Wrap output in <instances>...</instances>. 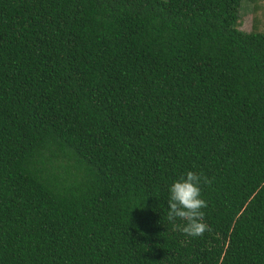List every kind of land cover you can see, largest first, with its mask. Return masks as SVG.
I'll use <instances>...</instances> for the list:
<instances>
[{"label":"trees","instance_id":"1","mask_svg":"<svg viewBox=\"0 0 264 264\" xmlns=\"http://www.w3.org/2000/svg\"><path fill=\"white\" fill-rule=\"evenodd\" d=\"M242 1L0 0V264H264ZM188 171L211 181L199 237L167 217Z\"/></svg>","mask_w":264,"mask_h":264},{"label":"clouds","instance_id":"2","mask_svg":"<svg viewBox=\"0 0 264 264\" xmlns=\"http://www.w3.org/2000/svg\"><path fill=\"white\" fill-rule=\"evenodd\" d=\"M202 183L211 181L203 174L188 171L185 176L175 180L169 189L167 217L169 222L177 219L184 221L181 231L191 237L202 236L209 231L205 222L203 209L207 208V201L202 198Z\"/></svg>","mask_w":264,"mask_h":264},{"label":"rangeland","instance_id":"3","mask_svg":"<svg viewBox=\"0 0 264 264\" xmlns=\"http://www.w3.org/2000/svg\"><path fill=\"white\" fill-rule=\"evenodd\" d=\"M239 30L243 32H251L254 27L264 33V0H256L251 4L242 1L239 8Z\"/></svg>","mask_w":264,"mask_h":264}]
</instances>
